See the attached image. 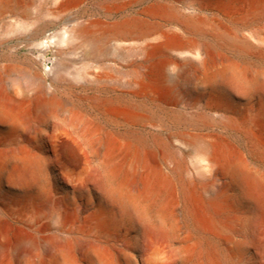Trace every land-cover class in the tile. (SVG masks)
I'll list each match as a JSON object with an SVG mask.
<instances>
[{
    "label": "bare ground",
    "instance_id": "1",
    "mask_svg": "<svg viewBox=\"0 0 264 264\" xmlns=\"http://www.w3.org/2000/svg\"><path fill=\"white\" fill-rule=\"evenodd\" d=\"M45 18L94 92L0 64V264H264V0H0Z\"/></svg>",
    "mask_w": 264,
    "mask_h": 264
},
{
    "label": "rangeland",
    "instance_id": "2",
    "mask_svg": "<svg viewBox=\"0 0 264 264\" xmlns=\"http://www.w3.org/2000/svg\"><path fill=\"white\" fill-rule=\"evenodd\" d=\"M92 13L93 9L88 6L82 14L86 17ZM26 20L27 25L20 26L14 19H0V64H5L9 60L23 61L25 58L30 57L33 61L32 70L38 71L40 74L44 75L48 68H51L52 63L55 62V51L62 49L65 52V55L60 54L61 56L59 58H61L62 62L67 66V72L63 79V83L58 85L56 93L68 97L65 94V92L68 91L70 93L69 95H71V99L78 100V102L82 104L81 100L84 97L93 94L94 91L88 86L72 82L71 74L80 71V64H74L73 55L68 53L67 47H60L57 49V46L50 43L48 37L54 33H59L63 28L70 27L77 21L84 19L45 18ZM36 27L41 28V33L39 32L38 35H31L33 29ZM40 41H43V45H38ZM44 50H46V54L42 56L41 54ZM105 59L107 65H112L115 57L109 52ZM45 78L47 79L46 76ZM64 83L69 85L67 89H65ZM61 90L62 92H60Z\"/></svg>",
    "mask_w": 264,
    "mask_h": 264
}]
</instances>
